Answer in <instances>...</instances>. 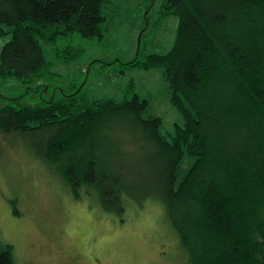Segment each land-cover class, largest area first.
<instances>
[{
	"label": "trees",
	"instance_id": "16d2710c",
	"mask_svg": "<svg viewBox=\"0 0 264 264\" xmlns=\"http://www.w3.org/2000/svg\"><path fill=\"white\" fill-rule=\"evenodd\" d=\"M110 2L0 0V78L43 80L42 43L102 41ZM158 16L178 19L172 47L147 52L142 36L155 25L148 14L136 55L121 65L160 70L183 121L169 140L135 93L55 92L17 105L5 98L0 132L74 199L88 196L117 214L157 204L186 264H264V0H163ZM11 250L0 248V264H15Z\"/></svg>",
	"mask_w": 264,
	"mask_h": 264
},
{
	"label": "rangeland",
	"instance_id": "374dc122",
	"mask_svg": "<svg viewBox=\"0 0 264 264\" xmlns=\"http://www.w3.org/2000/svg\"><path fill=\"white\" fill-rule=\"evenodd\" d=\"M162 1L111 0L103 11L107 30L102 41L74 35L42 43L45 78L35 85L0 78V101L38 104L55 92L78 91L91 99L135 93L148 101L169 140L183 121L169 101L160 70L121 65L136 55L148 14L155 25L142 36L147 52L164 54L172 47L178 19L159 18ZM4 42L0 40V47ZM70 47L78 53L75 57L70 58ZM16 142L13 135L0 132V248L12 246L15 264H186L157 204L142 210L129 205L119 214L101 211L88 196L74 199L46 164Z\"/></svg>",
	"mask_w": 264,
	"mask_h": 264
}]
</instances>
